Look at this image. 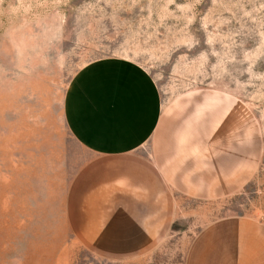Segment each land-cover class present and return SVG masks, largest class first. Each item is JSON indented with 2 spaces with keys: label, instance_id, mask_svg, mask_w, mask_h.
<instances>
[{
  "label": "rangeland",
  "instance_id": "rangeland-1",
  "mask_svg": "<svg viewBox=\"0 0 264 264\" xmlns=\"http://www.w3.org/2000/svg\"><path fill=\"white\" fill-rule=\"evenodd\" d=\"M111 59L139 67L162 107L223 96L258 126L264 0H0V264H185L206 224L264 222L263 144L238 192L175 195L165 230L140 252L111 256L83 242L71 197L95 158L67 128L64 99L80 70Z\"/></svg>",
  "mask_w": 264,
  "mask_h": 264
},
{
  "label": "crops",
  "instance_id": "crops-1",
  "mask_svg": "<svg viewBox=\"0 0 264 264\" xmlns=\"http://www.w3.org/2000/svg\"><path fill=\"white\" fill-rule=\"evenodd\" d=\"M64 120L95 158L73 188L76 232L111 256L152 244L175 195L209 201L238 192L263 153L264 115L256 126L238 102L209 94L162 107L146 74L125 61L80 70L65 95ZM185 264H264V222L233 216L206 224Z\"/></svg>",
  "mask_w": 264,
  "mask_h": 264
}]
</instances>
